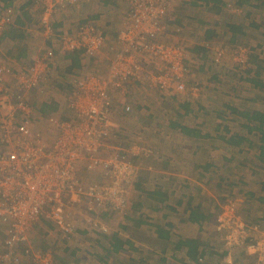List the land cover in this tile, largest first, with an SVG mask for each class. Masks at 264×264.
Returning a JSON list of instances; mask_svg holds the SVG:
<instances>
[{
  "label": "built area",
  "instance_id": "1",
  "mask_svg": "<svg viewBox=\"0 0 264 264\" xmlns=\"http://www.w3.org/2000/svg\"><path fill=\"white\" fill-rule=\"evenodd\" d=\"M80 0H35L41 13L40 27L48 40L58 43L63 54L79 51L86 59L96 58L104 47V36L90 20L71 31H56L52 18ZM128 14L118 32L113 56L105 71L77 73L70 80L69 120L53 116L41 128L25 93L37 88L48 76L52 49L27 67L7 68L0 62V264H54L51 250L24 246L28 233L39 223H52L61 239L70 241L74 218L97 233L108 234L107 225L92 214L100 211L124 214L128 187L136 175L134 160L149 157L152 150L138 134L123 145L116 141L111 116L115 107L131 113L134 91L148 89L160 96L184 95L197 100L198 84L189 79L190 51L185 44L164 39L165 18L172 0H127ZM0 39L11 24V9H1ZM232 12L239 13L237 9ZM207 50L218 62L225 50ZM238 66L249 61V51L230 48ZM1 61V60H0ZM214 63V62H213ZM14 76L13 89L5 77ZM39 127H38V126ZM87 177V178H85ZM240 198H230L216 213V231L221 234L226 254L243 248L258 264H264V231L239 215ZM21 249L22 252L18 250Z\"/></svg>",
  "mask_w": 264,
  "mask_h": 264
},
{
  "label": "crops",
  "instance_id": "2",
  "mask_svg": "<svg viewBox=\"0 0 264 264\" xmlns=\"http://www.w3.org/2000/svg\"><path fill=\"white\" fill-rule=\"evenodd\" d=\"M193 1L195 2L197 0ZM201 1L203 4L206 3L203 0ZM222 1L223 0H220V3ZM238 1H240L241 4L259 2L260 6L264 8V0ZM81 2L82 0L80 3ZM85 2L86 1H83V4ZM220 3H217V5ZM0 4H2L0 7L2 10L14 7L16 12V10L19 11V8H16V6H18L20 9L23 8L28 10L27 14H32V16H35L38 12L36 5L33 3L28 5L27 8H24V5H21L18 1L15 2V0H0ZM76 5L67 9L65 8L54 15L53 25L55 28L62 29L63 31H71L83 20L93 21L85 17L78 20L79 17H76L75 20L78 21L75 23V21H72L74 15H72L71 20H69V12L72 8H76ZM250 8L252 9V7ZM128 9L129 4L127 0H125V9L122 12L121 19L117 23L113 24L110 20L107 22L105 18L101 17L102 15L98 16L100 17L98 18L99 20L93 21L98 23L99 29L103 33L104 47L101 53L93 59H86L81 52L78 53L79 57L76 62L73 60L75 58H73V54H63L58 50L59 46L57 41L48 40L46 37L43 38L39 28L37 29L35 27L37 25H33V27H24L23 29L19 28L21 32L18 34V38L24 41L28 39L26 44L29 46L26 53H22V57L33 60L36 56L42 55L45 50L52 49L53 51V58L49 63L47 79L41 83V85L44 84L47 96L46 99L40 103L31 102L33 101L31 99L32 95L38 96V92L41 91L40 86L30 89L25 93L35 115L43 116L44 118L56 115L59 117L58 119L65 121L71 118L68 108L70 97L69 80L71 73H77L82 69L93 72V65L98 66V72L103 73L105 71L106 64L103 61L108 62L107 60L114 54V48L111 50L109 47H115L118 40V32L124 25ZM243 10L244 9L241 8L239 13L236 14H242ZM24 15L26 14L24 13ZM259 19H262V17L260 16L254 20L251 26L257 27L256 24H258ZM13 23L14 26L10 24L9 30L14 29V31H16L18 22H16V19L14 22L13 19ZM229 24L240 27L241 31L244 32V21L243 23H228L227 28ZM68 25L69 27L65 29ZM260 25L261 24H259V27ZM210 30L211 29L205 30V34H207V43L212 37V31ZM228 31H230L229 28ZM209 32L211 33L210 36H208ZM38 35L40 37H38ZM168 35L169 31H167L166 36ZM31 36L34 37L30 38ZM230 38L232 40V37ZM0 41L1 47H3V44L7 43V41L13 42L12 39L8 37L7 31L4 32ZM200 49L205 50L204 47ZM194 50L196 51V47ZM22 57L20 55V57L17 56L16 59L19 60V58L22 59ZM70 70H72V72L69 74L68 72ZM54 73L56 74L55 76ZM5 82L9 87L15 89L14 76H6ZM59 94L63 96L62 102L58 100L60 98ZM137 94L141 95V97L138 96L139 99L145 101L147 104L136 105L134 102H129L132 112L136 107H138L140 111L147 109L150 97H160L159 94L144 88L134 91L130 97V101H132V97L135 100V97H137L135 95ZM43 105H47L48 109L42 110ZM114 109L118 111L117 107ZM183 110L184 113L189 112L187 107H183ZM116 113L120 114L119 112ZM134 119L138 118L134 117ZM111 120H114L112 128L116 133V141L126 145V143L122 141V139L125 138L123 134L124 131H119L117 129L118 127H115L114 124L117 123L115 118L111 117ZM141 123L144 127L140 128V135L142 137L144 135L145 137L147 132L145 130V134H143V130L146 128L145 126H147V124L139 121L136 125ZM162 128L174 130V135L171 134L172 132H168L164 134L165 136L162 139H154V134L147 135L148 139L153 136L151 148L149 147L152 150V154L149 157L141 159L142 161H132L135 164L136 175L134 182L128 187L130 206L128 209L129 211L127 210V214L122 217L120 221L117 216L118 214L114 212L100 211L92 214L94 217L100 218L107 225H113L111 234L107 235L91 231L84 224V219L81 217V220L78 222V229L76 233L74 232L70 241L61 239L62 237H60V233H58L56 227L52 223H47L45 227L50 229L43 237V240L44 242L45 240L49 241L46 243L48 247L46 246L42 249L41 245H35L37 238L33 231L35 228L38 229L39 226L37 225L28 233L27 241L24 243V246L31 247L33 250H51L54 264H153V262H149V259L153 256L158 257V259L155 260V263L158 262V264H169L170 258L171 260H175V258L179 257L186 260V262L182 260L185 264H187V262L190 264H200L202 262V257L207 258L205 256V251L207 249L213 250V248L220 244V238L215 228L216 213L222 205L221 201H225V198H220V201L215 199L216 205L213 207V210L210 207V202L212 201L206 194V186L209 184L212 185V183L208 181V177L210 176L208 171L216 169L213 167V164H216L213 163V154L208 147L211 141L208 139V133L206 132L208 129L205 128L203 123L198 122L196 124V121L193 123L190 118L189 120L186 118L184 121L179 120L176 123L169 122L167 123V127L161 125V129ZM225 160L229 161V159ZM224 164V168L228 169V165H226V163ZM225 169L224 172H226ZM227 172L229 171L227 170ZM213 186L217 189L220 187L218 184L214 183ZM260 188L264 191V183L260 185ZM208 200H210L209 203ZM258 200L260 201L261 208L257 221H260L264 226V196L258 197ZM114 226H118L121 232H117L116 229L114 230ZM207 227L210 231L202 234L203 230ZM3 239L4 232L0 226V244ZM188 239L195 240L198 244L197 256H199H196L198 258L196 259L197 262L194 259L188 258L186 254V245H181L182 241ZM93 244H96V246L92 248L89 247ZM18 251L22 252L21 249ZM134 253H137L138 257H143L140 259L141 263H136L134 261ZM223 254L226 255V252L223 251ZM131 259H133V261ZM176 261L178 262V259H176ZM22 264L30 263L24 260Z\"/></svg>",
  "mask_w": 264,
  "mask_h": 264
},
{
  "label": "rangeland",
  "instance_id": "3",
  "mask_svg": "<svg viewBox=\"0 0 264 264\" xmlns=\"http://www.w3.org/2000/svg\"><path fill=\"white\" fill-rule=\"evenodd\" d=\"M17 1L21 3V5H24V8H27L28 5L32 3L36 5L35 0H15V2ZM80 1L77 3L76 8H72L69 12V20H71V16L74 15L72 21H75V23L84 17L97 21L99 20L98 18H100L98 16L102 15L101 17L105 18L107 22L110 20L114 24L119 22L122 12L125 9V0H82L81 3ZM83 1L86 2L83 4ZM234 4L244 9L242 14L237 15L232 12V9H230V6L228 5L233 6ZM1 6L2 4H0V7ZM36 7L39 14L37 12L35 16L27 14L28 10L23 8L20 9L18 6H16V8H19V11L16 10V12L14 7L10 8V14L12 17L11 24L13 23V19L14 22L16 19V22H18V28L16 32L14 29L9 30L10 28L8 26L6 31L8 37L11 38L13 42L7 41V43L3 44V47L0 46V62L5 61L4 63L7 64L5 65L7 68H12L13 70V67H15L16 71L18 67H27L35 58L39 57L36 56L33 60L22 57V53H26L27 48H29V46H27L28 44H26L28 39L24 41L18 38V34L21 32L19 28L33 27V25H37L35 27L37 29L39 28L41 36L45 38L40 27L41 13L39 7L37 5ZM250 7H252V9ZM0 12H2L1 9ZM24 13L26 15H24ZM260 16L262 19L258 20V24H256L257 27L251 26V23ZM76 17H79L78 20H75ZM243 21L245 23V26L243 27L244 32H242V35L235 38L236 43H232L227 24L233 22L243 23ZM94 23L98 25L97 22ZM259 24H261L260 27ZM165 25L167 31H169V35L164 37V39L171 42L182 43L189 47V79L192 83L199 85L201 95L197 100H191L184 95L162 97L152 96L149 98L150 102L148 103L149 105L147 109L140 111V109L136 107L133 109V112L131 111L128 115L121 114L120 107H117L118 111L114 109L111 116L112 118H115V121L117 122L114 125L116 128L118 127L117 129L119 131H124L123 134L125 138H123L122 141L123 143H126L127 146L130 141L132 142L134 140V137L136 136L135 134L141 133L140 128L144 127L142 123L139 125H136V123L139 121L144 122L147 124V126H145L146 128L143 130V134H145V130L147 132L145 137L143 135L145 140L144 144L151 148L153 136L148 139L147 135L154 134V139H162L165 136L164 134L168 132H172L171 134L174 135V130L161 129V125L167 127V123L169 122L176 123L179 120L184 121L186 118L188 120L189 118L192 119L193 123L196 121V124L198 122L203 123L205 128L208 129L206 132L208 133V139L211 140L208 147L213 154V163H216L213 164V167L216 169L208 171V174L210 175L208 181L212 183V185L209 184L206 186L207 197L212 201L210 202V200H208V203L210 202V207L213 209L216 205L215 199L220 201V198H225L226 201L232 197L240 198L242 202L239 203L238 211L241 213V216L243 217L242 219L248 224H259L260 228H262L261 231H264L263 224L260 221H257L261 208L258 197L264 196V191L260 188V185L264 183V155H260L258 137L254 134L249 135L248 138L251 140L252 145L248 147L247 144H245L242 151H239L238 148L229 146L227 143L219 139L220 136L227 137V133L228 135H246L245 129L242 126L243 123H245V120L241 119V117L235 112L258 111L259 113L264 114V90L253 87L250 83L244 80L248 77H258L259 81H264V8L260 6L259 2L241 4L238 0H223L220 5L212 3L203 4L201 0L195 2L193 0H172L170 7L167 9ZM52 26L56 31H61V33L65 32L62 29L55 28L53 25V18ZM67 27H69V25L66 26L65 29H67ZM206 29H211L210 31H212V37L209 39L210 41L208 43L206 42ZM33 37L34 36H31L30 38ZM38 37L40 36L38 35ZM207 44L210 45L212 51L217 48L224 49V57L218 62H215L212 53H209L210 51L200 49L203 47L202 45L206 46ZM238 45L246 47L251 54L250 63L248 61L247 65L244 67H241V65L238 66L239 63L235 61L230 54V48ZM195 47L200 51L198 52L197 50L196 52L194 50ZM20 55L22 59L19 58V60H17L16 57H20ZM251 59L253 62H251ZM103 62L107 64L106 61ZM93 66V70L98 74V66ZM247 69H250V71L247 72ZM70 72H72V70L68 73L70 74ZM83 72H87V70L82 69L77 73L81 74ZM72 73L70 75V80L73 78L72 76L77 74ZM55 75L56 74L54 73V76ZM39 86L41 87V91L38 92V96L32 95L31 99L33 101L31 102L40 103L46 99L47 96L44 84H40L38 87ZM14 88L17 90L19 89L15 83ZM62 95H60V98L58 99L61 102L63 98ZM135 96L137 97H135V100L132 97L131 102H134L136 105L147 104L145 101L139 99L141 95L137 94ZM183 107H187L190 114L189 112L184 113ZM116 112H119L121 116ZM53 117L59 118L56 115ZM134 117H137L138 119H134ZM42 118L46 119L41 116L38 124L41 128H44L47 131L48 127ZM111 121L114 123V120ZM45 135L47 140L50 141L52 135L49 131H47ZM225 159H229V161H226ZM224 163L228 165V169L224 168ZM224 169L226 172H224ZM227 170L229 172H227ZM213 183L218 184L220 187L218 189L215 188ZM128 197L129 193L127 196V210L130 206V197ZM127 210L124 214L117 213L119 221L127 214ZM80 220V217L74 218L75 233L78 229V222ZM46 224L47 223L45 222L37 224V226H39L38 229L35 228L33 231L37 238L35 245H41L42 249L46 246L48 247L46 243L49 242L46 240L44 242L43 240V237L50 229L45 227ZM107 228L109 231L107 235H109L111 234L113 225H107ZM115 229L117 232H121L118 226H114V230ZM209 231L210 229L207 227L203 230L202 234L208 233ZM216 233L220 238L221 234L218 231ZM93 246H96V244L90 245L89 247L92 248ZM223 251H226V248L220 239V244H218V246L213 248V250L207 249L205 251V256L207 258L202 257V262L200 264H235L241 253L245 254L243 248L234 249L229 252L230 254L226 255L223 254ZM133 257L136 263H141L140 259L143 258L141 256L138 257L137 253H134ZM133 259L131 260L133 261ZM157 259V256H153L149 259V262L158 264V262L155 263V260ZM176 259H178V262ZM182 260L186 262V260L181 259V257L175 258V260H171L170 258L169 264H185ZM187 264L190 263L187 262ZM246 264L258 263L256 259L253 258L252 260L247 261Z\"/></svg>",
  "mask_w": 264,
  "mask_h": 264
},
{
  "label": "trees",
  "instance_id": "4",
  "mask_svg": "<svg viewBox=\"0 0 264 264\" xmlns=\"http://www.w3.org/2000/svg\"><path fill=\"white\" fill-rule=\"evenodd\" d=\"M204 2H206V4L212 2V3H220V0H203ZM221 4V3H220ZM219 4V5H220ZM230 6V9H237L238 11L241 9V7H239L238 5L234 4L233 6ZM10 26V25H9ZM229 30H230V34L232 37V43H236L235 38L239 35H242V31L240 27H237L234 24H229ZM211 33L209 32L208 36H210ZM198 50V52L200 51L199 49H196V51ZM78 53H80L79 51H74V52H70V54H73V60L74 62L77 61L79 55ZM250 58H251V54L249 53V63H250ZM263 61V60H262ZM251 62L252 59H251ZM255 62V61H254ZM247 72L250 71V69L246 70ZM258 74V73H256ZM245 81H247L248 83H250L253 87H256L258 89L264 90V81H259L258 77H254V78H245ZM48 106L47 105H43L42 106V110H47ZM234 112V111H233ZM239 117H241V119L245 120V123H243V128L245 129L246 135H242V134H229L227 133L226 130V135L225 136H218L219 139H221L222 141H224L225 143H227L229 146L238 148L239 151H242L244 149V145L247 144L248 147H250V145H252L251 140L248 138L249 135L254 134L255 136L258 137L259 140V144L258 147L260 149V155H264V114L263 113H259L258 111H253V112H248V111H238L235 112ZM135 180V179H134ZM222 204L225 203V201H221ZM240 213V212H239ZM241 215V213H240ZM260 226V225H259ZM262 229V228H261ZM181 245H186L187 247V251L186 254L188 255L189 259H198L197 254H198V244L195 240H184L181 242ZM197 256V257H196ZM254 257L250 256L248 257L247 255H245L244 253H241V255L238 258V261L235 264H246L247 261L252 260ZM197 262V260H196Z\"/></svg>",
  "mask_w": 264,
  "mask_h": 264
},
{
  "label": "clouds",
  "instance_id": "5",
  "mask_svg": "<svg viewBox=\"0 0 264 264\" xmlns=\"http://www.w3.org/2000/svg\"><path fill=\"white\" fill-rule=\"evenodd\" d=\"M166 35H167V33H166ZM167 37V36H166ZM204 48H205V50H207V48H206V46H203ZM189 51H190V49H189ZM208 51V50H207ZM190 53V52H189Z\"/></svg>",
  "mask_w": 264,
  "mask_h": 264
}]
</instances>
